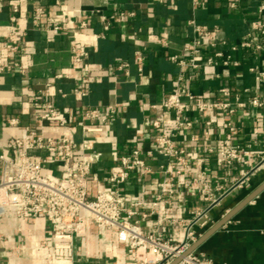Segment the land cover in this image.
<instances>
[{
    "label": "crops",
    "instance_id": "1",
    "mask_svg": "<svg viewBox=\"0 0 264 264\" xmlns=\"http://www.w3.org/2000/svg\"><path fill=\"white\" fill-rule=\"evenodd\" d=\"M232 2L237 6H232ZM263 2L205 0L193 8L192 0H0V41L7 39L12 25L20 38V48L16 53L0 49V65L19 62L25 67L24 73L18 67L0 69V154L11 155L4 144L18 136L22 127L29 125L47 136L69 134L77 150L81 149L83 142H93L102 156L92 170L101 177L115 170L119 157L132 148L148 149L155 136L168 129L174 119V112L165 109L162 103L180 72V67L170 56L180 52L183 45L191 40L193 32L188 24L191 18L215 29L218 37L226 39L227 44L220 45L218 49L232 54L240 64L226 65L221 57H217V64L206 65L207 57L214 51L203 46L197 58L201 73L185 84L206 101L224 100L225 97L219 93L222 86L229 87L233 94L241 92L244 97H264V79L259 80L249 69L254 65L264 69V49L258 53L232 49L248 32L249 22L258 17L257 7ZM37 6L46 9L39 26L32 19ZM131 11L135 14L129 15ZM64 13L80 14L87 27L75 24L54 33L48 17ZM12 16L16 17L15 22ZM104 17L111 22L108 30L104 29ZM73 47L88 53L86 63L92 75L89 83L83 82L85 68L76 61ZM136 50L144 56L143 74L137 70ZM122 62L128 66L119 69ZM186 72L190 74L193 70L187 68ZM58 74L63 76L58 77ZM75 87L82 88L85 94L77 95ZM245 88L251 92L245 93ZM36 101H45L61 109L68 117L69 125L38 120L36 115L43 109L35 105ZM110 104L117 108L116 120L108 123L102 132H84L81 124L91 122L84 118V110L99 107L108 115L106 109ZM156 115L161 119V129L152 126ZM12 118L18 119L19 124H10ZM184 118L194 122L178 137L179 145L187 150L189 158L186 178L203 166L212 175L226 178V186L230 187L232 180L241 177L250 164L258 167L261 163L264 155V106H247L228 115L221 110L202 113L191 105ZM207 119H213L210 127L205 123ZM229 122L238 128L236 134L230 132ZM206 130L210 132L208 138ZM193 136L195 140H192ZM225 139L249 151L242 162L218 165V147ZM33 153L45 154V151L34 150ZM166 162V158L156 155L152 164L156 168L157 164ZM1 169L0 160V173ZM46 169L52 177L60 174L53 161ZM161 177L160 173L141 176L134 172L121 185L129 198L144 203L136 219L148 211L149 203L158 192ZM262 183L264 164L252 173L248 186L230 189L219 203L209 207L207 213L211 220L207 227L201 228L199 222H194L192 229L202 236ZM184 194L187 200L183 205H164L160 215V230L174 243L185 239V228L192 221L191 211L205 209L209 204L201 197ZM171 218L178 221L172 223L169 221ZM154 219L156 217L143 221V227L154 230ZM262 228L264 189L194 251L205 253L216 264H264ZM0 232L10 236L9 241L0 238V264H41L44 254L52 247V229L44 216L21 219L13 209H9L0 219ZM37 241H40V246L34 249ZM58 254L71 256L72 264H131L135 259V254L115 230L105 229L99 233L94 224L89 225L86 236L75 238L71 250H59Z\"/></svg>",
    "mask_w": 264,
    "mask_h": 264
},
{
    "label": "built area",
    "instance_id": "2",
    "mask_svg": "<svg viewBox=\"0 0 264 264\" xmlns=\"http://www.w3.org/2000/svg\"><path fill=\"white\" fill-rule=\"evenodd\" d=\"M205 0H192V7L197 8ZM232 6H237L232 2ZM258 17L249 22L248 32L232 46L233 50L245 49L252 53H258L264 49V2L257 7ZM131 11L129 15H134ZM46 15V9L37 6L33 12V22L39 26L41 19ZM12 21L16 17L12 16ZM51 30L54 33L78 24L81 28L87 27V22L81 20L80 14H61L48 17ZM104 29L110 28L111 22L104 17ZM192 28V38L186 42L180 52L172 54L171 59L180 67L175 85L162 106L174 112V119L168 129L158 133L152 145L148 149L140 146L134 147L130 152L122 154L116 165V169L109 175L101 177L93 172V165L97 164L102 152L97 150L94 143L85 141L80 150L74 146L72 137L67 133L58 136H47L41 130L33 126L21 128L18 136L14 137L4 146L10 149L11 155L0 154L2 169L0 173V219L4 217L9 209H13L17 217L26 219L30 217L44 216L50 223L52 229L51 249L47 251L41 264H72L71 256H60L59 250H71L76 237L86 236L89 225H96L98 232L103 233L105 229L117 232L118 237L125 242L129 250L135 254L131 264H164L170 263L181 256L201 233L192 229L194 222H199L201 228L207 227L210 222L208 209L220 202L226 193L233 188L248 186L251 175L264 164V155L261 163L257 166L249 165L241 177L232 180L230 187L226 186V178H219L204 168L198 167L196 174L185 177L189 170V158L187 150L179 145L178 137L183 129L191 128L193 120L185 119L186 110L194 105L202 113H211L215 110L231 115L240 108L247 106H264V97L248 95L244 97L241 92L232 93L231 89L222 86L219 93L224 100L206 101L194 93L185 83L193 80L195 75L201 73V64L197 58L203 46H207L214 52L206 59V65L218 63L217 57L222 58L226 65L238 66V60L232 54H225L218 49L220 45L227 44V40L217 36L215 29L198 23L195 18L188 20ZM167 44L166 42H164ZM20 48V38L17 29L12 25L7 39L0 41V49L8 50L10 54L16 53ZM76 61L85 68L84 83L92 80L91 70L86 63L88 53L73 47ZM139 74H143L144 56L140 50L134 53ZM128 63L122 62L119 69H124ZM18 67L24 73L25 67L19 62L0 65L1 70H10ZM191 68L192 73L186 69ZM256 74L259 80L264 79V69L258 65L249 68ZM129 73V70H125ZM58 77L63 76L58 74ZM77 95H84L85 91L80 87L74 89ZM42 92V90L40 91ZM245 93L251 92L249 88ZM35 105L43 111L37 114L40 121H54L61 126H68L69 119L59 108L46 103L36 101ZM156 107V105H155ZM99 107L84 110V118L91 121L82 123L84 132H102L108 123L116 120L117 108L110 104L106 109ZM12 125H18L16 118L9 120ZM207 126L213 124V119L205 121ZM152 126L161 129L162 122L159 116H154ZM229 130L236 134L238 128L228 123ZM209 137V130L205 132ZM195 140V137H192ZM34 150H43L45 154L33 153ZM249 151L240 144H231L228 139L221 142L217 151L218 165H232L242 162ZM156 155L166 158V163L152 164ZM53 161L56 170L60 173L58 177H52L47 172L49 163ZM146 176L154 173L162 175L158 182V192L149 203L148 211L142 212L139 208L144 203L139 199L129 198L121 189L132 173ZM185 192L192 197H201L209 204L205 209L193 210L192 221L185 228V239L174 243L160 230L161 211L164 205L171 204L181 206L187 200ZM153 220L154 230H146L142 222L149 218ZM172 223L177 219L171 218ZM264 236V228L260 229ZM0 238L9 241L10 236L0 232ZM40 246V241L35 242L34 249ZM35 251V250H34ZM178 264H216L214 260L203 252L192 251L183 256Z\"/></svg>",
    "mask_w": 264,
    "mask_h": 264
},
{
    "label": "water",
    "instance_id": "3",
    "mask_svg": "<svg viewBox=\"0 0 264 264\" xmlns=\"http://www.w3.org/2000/svg\"><path fill=\"white\" fill-rule=\"evenodd\" d=\"M264 189V183H262L259 187H257L250 195H248L245 199H243L236 207H234L230 212H228L226 215L223 216V218L213 227H211L206 233H204L199 239L194 242L181 256L175 258L173 261L167 264H178L183 256L189 254L190 252L194 251L199 245L214 231L219 229L221 226H223L226 222L232 219V217L250 200H252L254 197H256L262 190ZM163 262L162 264H164Z\"/></svg>",
    "mask_w": 264,
    "mask_h": 264
}]
</instances>
